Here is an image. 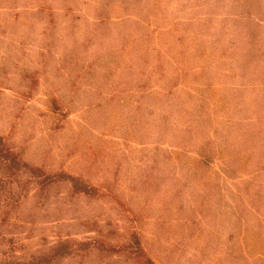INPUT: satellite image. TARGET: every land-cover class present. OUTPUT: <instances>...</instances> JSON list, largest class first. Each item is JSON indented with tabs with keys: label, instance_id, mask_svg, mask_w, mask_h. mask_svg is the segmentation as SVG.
I'll use <instances>...</instances> for the list:
<instances>
[{
	"label": "rangeland",
	"instance_id": "1",
	"mask_svg": "<svg viewBox=\"0 0 264 264\" xmlns=\"http://www.w3.org/2000/svg\"><path fill=\"white\" fill-rule=\"evenodd\" d=\"M142 81L133 107L150 110L110 103L108 82L127 94ZM171 86L188 111L158 145L165 103L143 96ZM251 116L252 139L238 129ZM0 137L28 164L0 172V257L61 243L64 264H132L107 246L125 243L155 264H264V0H0ZM31 167L76 181L38 185Z\"/></svg>",
	"mask_w": 264,
	"mask_h": 264
},
{
	"label": "trees",
	"instance_id": "2",
	"mask_svg": "<svg viewBox=\"0 0 264 264\" xmlns=\"http://www.w3.org/2000/svg\"><path fill=\"white\" fill-rule=\"evenodd\" d=\"M254 39V37H252ZM145 41V40H144ZM149 51V50H148ZM159 59L161 58V55H159L158 57ZM92 66V65H90ZM89 68V66H87ZM162 65L155 66L153 68V74H156V72H161L159 71V69H161ZM65 69H68L67 67H65ZM80 72H78L76 75H72L71 70L67 71L69 72L70 77H73V79L70 81V84L72 87L76 86L75 84H77V79L80 77V75L82 74V71L84 69L80 68ZM176 85V84H175ZM136 86L140 87L138 89H136V91L130 92V89L127 88L126 93L124 90H118L116 85H112L110 82L107 83L106 88L108 89V93H109V100L111 104H114L116 106V103L112 102V101H117L119 104L121 103V101H124V103L128 106L131 107V109L133 110H142L146 107H142L140 105V103H137L136 107H133L134 103L137 102H141V97L140 95L138 96L137 94H140V91L146 89L148 87L146 82H140L138 83ZM173 87L171 86L169 89L164 90V92H159L156 91L154 93H152L149 96H143L145 98L148 99V101H152L155 103V101H158L160 99H163V102L165 103V109L162 108V118L159 124H157L158 130L160 131L159 133V139L156 141V143H158V145L162 142H172L170 139V134L173 130V127L171 125V120H170V113L175 111V110H179V112L184 110V113L186 111H188V107L185 108V106H183L181 103H178V101L180 100H176V98H171L169 96L175 94V92H173ZM242 87V86H241ZM239 87V88H241ZM90 89L99 90V87L95 86V84H90ZM100 92V91H99ZM166 92V94L168 95H163ZM163 95V97L161 96ZM56 96V95H55ZM53 97L54 102H56L55 100H57V97ZM138 97L139 100H136L135 97ZM251 102H246L245 104H250ZM153 104V105H154ZM58 109V108H56ZM148 110H150V106L147 107ZM136 110V112H137ZM149 116V115H148ZM210 114L207 115H200L199 118L201 120H203L204 118H208L210 119ZM258 121L261 122L263 119L262 117H247V118H242V117H238V129L241 130L244 134L246 135H250L251 139L252 136L256 135L253 134V131H250L249 128H251L250 126H248V124L250 122L253 121ZM187 122V126L185 125V127L181 128V131L179 132L178 136H179V141L175 142L176 146L181 148L182 153L188 155L190 150V146L194 143L197 142V138L195 135H197V129H196V124L193 125L190 123V121H185ZM195 130V132H194ZM247 141V140H246ZM211 142L208 141L207 139H205L204 145H202L200 147V151H199V159L197 160L198 164L201 163H206L208 161L209 158V153L208 152V147L209 144ZM246 142L244 141L242 143V145H246L247 148L249 150H251V154H254V150L252 149V143L247 142V144H245ZM6 141L0 137V166H3L2 171L0 170L1 173H5V169L7 167V169H9L11 172L7 175V178H10V174L13 173L12 172V164L11 163H17L18 167H16V169H19V166H26L28 167L26 163H21V158L19 156L18 153H16L10 146L8 147L6 145ZM212 150V147H210ZM161 150V148H159ZM264 150V149H262ZM211 154V153H210ZM264 156V155H262ZM172 161V158H171ZM264 161L260 158L257 159V162H261ZM173 162V161H172ZM195 164V165H198ZM34 169L35 172H33L34 176H39L42 177V180H38L37 184L38 185H45L47 183H49V181H51L52 177H55V174L60 176V177H66L68 179L69 182L74 183L76 181V178L71 177L70 175L68 176L67 174H65V172H61V173H54V174H50V173H44L41 171V169L36 168V167H31ZM258 170H264V167L259 168ZM1 175V174H0ZM5 176V175H3ZM171 177H175L174 174H171ZM252 177V176H251ZM249 175V178H251ZM176 181V180H175ZM180 182L176 181L175 185H172V187L169 189L170 194H169V203L171 204V202H173L174 200L176 202H180L182 199V196L184 195V191H183V187L181 185H179ZM187 184V182H185ZM247 183H251V182H247ZM190 184V182H189ZM75 189V188H74ZM205 193V191H204ZM239 194V193H238ZM239 198L243 201V203H245L246 201L243 199L242 196H239ZM167 199V201H168ZM177 203V204H178ZM249 204V208H257V205H255V203L251 200L248 201ZM172 205V204H171ZM165 208H171L168 207L167 205L165 206ZM179 207H177L176 205H172V210L177 209ZM201 212H203V210H201ZM203 215H205V213H203ZM7 218H4L3 221H6ZM3 223H8L9 222H3ZM2 224V223H1ZM1 236V235H0ZM97 241H103L104 239L100 236L95 238ZM62 242V241H60ZM63 243V242H62ZM61 244V243H60ZM59 245H53L51 246L48 251H40V250H33V251H29V250H24L20 247H12L7 251H3V253L5 254L6 257H0V264H61L65 262V260L67 259H52L57 257V254L61 253V247ZM65 246L70 248L71 250L68 253L74 252L76 253L77 251H79L78 249H82L80 246H77V243L75 242V240H68L65 242ZM107 246L111 249V251H113L114 249L118 252H120L121 256H124L128 259H124V261L126 263H129L130 261L132 262V264H155L154 261L148 256V253L146 251H144L142 248H138V247H132L130 245H126L125 243H117V244H113V243H109L107 244ZM1 248L2 245H0ZM91 248V246H89ZM88 247V248H89ZM22 250V252H24V254L21 255L17 253V250ZM1 251V250H0ZM88 254L91 256V252H88ZM134 256V259H132V257ZM76 260V259H74ZM101 260L104 259H98L97 262L98 263H103L101 262ZM110 260V259H108ZM117 261H120V259H117ZM107 264H112L110 261Z\"/></svg>",
	"mask_w": 264,
	"mask_h": 264
}]
</instances>
